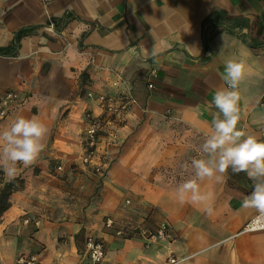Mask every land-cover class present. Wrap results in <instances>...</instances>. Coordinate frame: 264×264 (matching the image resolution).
<instances>
[{
  "label": "crops",
  "instance_id": "obj_1",
  "mask_svg": "<svg viewBox=\"0 0 264 264\" xmlns=\"http://www.w3.org/2000/svg\"><path fill=\"white\" fill-rule=\"evenodd\" d=\"M0 49V97H21L0 130L21 116L50 129L0 217V264L29 253L85 264L90 235L104 243L103 264H264V229L244 228L255 215L242 207L245 173L199 182L211 213L177 195L193 178L183 165L206 158L227 59L246 61L238 127L264 140V0H0ZM115 81L134 101L99 134L96 172L81 157L87 117L102 110L86 92L115 96ZM162 222L168 239L147 244Z\"/></svg>",
  "mask_w": 264,
  "mask_h": 264
},
{
  "label": "clouds",
  "instance_id": "obj_2",
  "mask_svg": "<svg viewBox=\"0 0 264 264\" xmlns=\"http://www.w3.org/2000/svg\"><path fill=\"white\" fill-rule=\"evenodd\" d=\"M246 61L243 58L227 59L224 63L225 86L215 91L211 104L217 109L211 120V133L201 146L206 158H192L185 163L193 178L177 188L180 202L205 205L211 213L210 193L201 191L199 182H219L229 169L233 174L245 173L252 181V190L242 201L244 209L253 210L254 222L264 223V140L246 134L238 127L241 120L239 86L245 79ZM49 127L38 117L17 118L8 128L0 130V171L14 180L21 170L33 165L45 149Z\"/></svg>",
  "mask_w": 264,
  "mask_h": 264
},
{
  "label": "built area",
  "instance_id": "obj_3",
  "mask_svg": "<svg viewBox=\"0 0 264 264\" xmlns=\"http://www.w3.org/2000/svg\"><path fill=\"white\" fill-rule=\"evenodd\" d=\"M46 1V0H45ZM118 81L113 82V88L115 90L119 89ZM147 87L149 89L153 88V83L148 82ZM120 91V92H119ZM88 97H94L99 107L102 110V116L93 117L88 115L87 126L85 129V134L83 138V154L81 157V162L85 166L94 167L96 172H100L101 168L98 165V150L97 143L99 134L104 131L105 126L114 121L116 116H119L121 112L127 109L134 101V96L130 92V88L126 90H118V93L114 95H109L105 93H94L89 90L86 92ZM20 94L15 91H8L0 97V118L4 117L12 108L21 103ZM259 106L264 107V102H260ZM261 136L264 137V131H261ZM56 171H62L61 165H57ZM254 217V216H253ZM253 217H251L244 228L247 231L262 230L264 229V223L254 222ZM24 223L33 222L34 225L39 224V220L35 217H26L23 219ZM113 225V220L111 218H106L105 227L111 228ZM133 230V228H128ZM123 231H116L117 235H121ZM144 237L148 243L158 242L161 240L168 239L167 224L162 222L159 224L158 228L151 232H145ZM85 254L87 262L85 264H103V259L105 255L104 243L94 236L86 237L84 241ZM169 263H175L178 260L171 256L168 259ZM13 264H39L37 261V256L34 253L20 254L15 259Z\"/></svg>",
  "mask_w": 264,
  "mask_h": 264
},
{
  "label": "trees",
  "instance_id": "obj_4",
  "mask_svg": "<svg viewBox=\"0 0 264 264\" xmlns=\"http://www.w3.org/2000/svg\"><path fill=\"white\" fill-rule=\"evenodd\" d=\"M240 25V22L235 21L234 25ZM26 33V30H21L16 33L14 40L17 42L19 38ZM0 49V54H2ZM23 179L17 176L14 180H6L4 173L0 171V217L4 211L10 207V196L13 192L20 190L23 187Z\"/></svg>",
  "mask_w": 264,
  "mask_h": 264
},
{
  "label": "rangeland",
  "instance_id": "obj_5",
  "mask_svg": "<svg viewBox=\"0 0 264 264\" xmlns=\"http://www.w3.org/2000/svg\"><path fill=\"white\" fill-rule=\"evenodd\" d=\"M130 92L132 93V95H133V89H132V87L130 88Z\"/></svg>",
  "mask_w": 264,
  "mask_h": 264
}]
</instances>
